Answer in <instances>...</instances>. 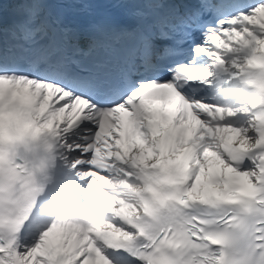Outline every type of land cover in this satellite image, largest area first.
<instances>
[{"label":"snow or ice","instance_id":"6c2138e0","mask_svg":"<svg viewBox=\"0 0 264 264\" xmlns=\"http://www.w3.org/2000/svg\"><path fill=\"white\" fill-rule=\"evenodd\" d=\"M0 264H264V0H0Z\"/></svg>","mask_w":264,"mask_h":264}]
</instances>
